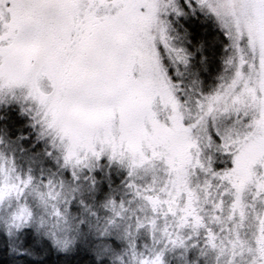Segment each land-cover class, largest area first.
Masks as SVG:
<instances>
[{"label":"snow or ice","instance_id":"snow-or-ice-1","mask_svg":"<svg viewBox=\"0 0 264 264\" xmlns=\"http://www.w3.org/2000/svg\"><path fill=\"white\" fill-rule=\"evenodd\" d=\"M197 12L217 29L211 41L173 27ZM218 45L222 70L205 93ZM13 102L73 182L105 155L126 169L130 199H107L106 217L79 201L96 218L98 260L168 264L179 252L194 264L198 250L214 264H264V0H0V104ZM78 195L0 155L9 237L32 228L67 251L86 223L69 211ZM141 236L151 243L138 250Z\"/></svg>","mask_w":264,"mask_h":264},{"label":"rangeland","instance_id":"rangeland-1","mask_svg":"<svg viewBox=\"0 0 264 264\" xmlns=\"http://www.w3.org/2000/svg\"><path fill=\"white\" fill-rule=\"evenodd\" d=\"M188 17L189 16L180 17L174 22L173 27L177 30V32L182 34L184 29L183 22L187 21L186 19ZM44 84L46 86V90L50 91L51 89L48 86V82L45 81ZM201 86H202V90L205 93L212 90V89L208 90L206 86L203 84ZM11 104L17 105L18 109L22 112V114L27 115V113L23 111L20 104L16 102L0 104V109L3 106H7ZM32 127L34 128L36 127L34 126V122H32ZM35 134H36V140H35L36 144L39 143L43 150V151L40 150L41 152L39 154L40 157H33L29 151L28 152L23 151L21 149L20 140L18 141V140L8 139L6 135H4L3 133H0V141H2V143H0V155H2L5 160H12L14 162L16 172L19 175H21V177H24L26 175H31L34 178V180L42 179L45 183L49 178L53 179L54 181L62 180L69 186L76 187L79 190V195L76 200H73L69 211L72 214V216L76 218V221H79V219L84 218L86 220V223L81 225L80 233L76 237V241L72 246L79 243L82 244L88 241L89 243H92L94 245L93 247L96 250L93 251L97 253L98 251L97 245L100 242L96 239V233L88 226L89 223L95 225L96 218L89 217L87 213L84 212L83 207L80 205L79 201L83 200L86 206L91 208L93 211H96L98 217H106L108 213L105 209H103L102 205L107 199L114 198L118 202L121 199L124 200L130 199V196L126 195L127 193L126 183L128 179L126 169L122 167L120 164L116 163L115 161H110L108 159V156L105 155L98 162L94 163V166L90 171L88 169H85L80 174L81 178L79 181L73 182L71 170L62 167L63 160L60 152L52 147L51 141L48 138L41 137L38 126ZM45 157L51 159L52 166L49 165L50 166L49 167L48 165L44 164L43 159ZM227 166L230 168L231 163L229 162ZM214 167L217 171L223 170L224 165L220 163L219 157H217V163L214 165ZM118 172L122 175L118 186L108 187L107 191L103 194V196L100 199H97L96 194L98 193V188L101 182L103 181L104 184L110 185L112 183L111 177L115 176L117 178L118 174L116 173ZM0 228L1 230H4L2 227ZM29 229L33 230L36 234H38L34 229L32 228ZM38 235L48 239L42 234H38ZM48 240L51 242L50 239ZM107 243H110L112 245L113 251L116 254H121L123 250L127 247V245L123 241L116 239H111L107 241ZM145 243L150 244L151 243L150 238L146 239L142 236L138 237L137 238L138 250H143ZM51 245L53 246L52 242ZM53 248L59 252H66V251H60L57 247L54 246ZM106 257L110 259L109 260L110 264H113L112 258L110 256H106ZM188 258L190 262L194 261V264H214V258L200 256L198 250H196L195 253L190 251L188 253ZM178 262H180L179 252L169 255L168 264H178Z\"/></svg>","mask_w":264,"mask_h":264},{"label":"trees","instance_id":"trees-1","mask_svg":"<svg viewBox=\"0 0 264 264\" xmlns=\"http://www.w3.org/2000/svg\"><path fill=\"white\" fill-rule=\"evenodd\" d=\"M186 20L183 26L193 34L191 37L193 40L203 39L207 42L217 35V29L214 28L212 21L203 13L189 15ZM222 55V47L218 45L215 48V56L208 63V70L201 73L202 84L208 90L217 83L216 76L222 70L220 59ZM32 122L29 116L22 114L17 105L11 104L0 109V133L6 135L8 139L20 140L23 151H29L33 157H40V150H43L39 143L36 144L37 126L32 127ZM43 161L45 165L52 166L50 158L45 157ZM116 174L118 177H111L110 185L101 182L96 194L97 199L103 196L108 187L118 186L122 175L119 172ZM93 246L86 241L70 247L66 252H59L53 248L48 239L29 228L14 237H9L0 228V264H110V259L106 256L101 260L97 259V253L93 251L96 249Z\"/></svg>","mask_w":264,"mask_h":264},{"label":"clouds","instance_id":"clouds-1","mask_svg":"<svg viewBox=\"0 0 264 264\" xmlns=\"http://www.w3.org/2000/svg\"><path fill=\"white\" fill-rule=\"evenodd\" d=\"M38 185H36V184H33V188H35V187H37ZM175 187H176V189H177V193H179V191L182 189V184L180 183V181L179 180H177L176 181V183H175ZM53 203H57L56 201H54ZM117 210H119V209H117ZM109 211H111V208H109ZM225 242L227 241V237L225 236ZM219 243V242H218ZM237 243H239L238 241H237ZM262 246H264V245H262ZM220 247H224V245H220ZM210 255H211V257L212 258H214L215 257V254L214 253H210ZM178 264H182V262L180 261V262H178Z\"/></svg>","mask_w":264,"mask_h":264}]
</instances>
